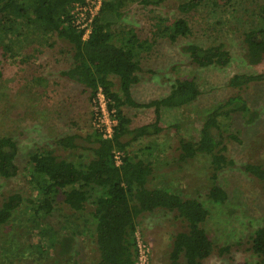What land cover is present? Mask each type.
Returning a JSON list of instances; mask_svg holds the SVG:
<instances>
[{"label":"rangeland","instance_id":"374dc122","mask_svg":"<svg viewBox=\"0 0 264 264\" xmlns=\"http://www.w3.org/2000/svg\"><path fill=\"white\" fill-rule=\"evenodd\" d=\"M183 1L165 0L148 8L131 3L121 25L150 42L154 22L160 17L170 20L183 15L177 10ZM77 14L75 10V20L84 24L85 17ZM186 19L192 33L184 40L173 44L158 39L150 49L139 51L142 72L132 93L138 101H149L164 95L174 79L185 77L193 78L201 93L191 104L164 109L159 122L162 130L130 141L127 149L149 163L150 187H171L205 200L210 185L208 161L200 156L178 161V140H196L200 125L212 108L223 104L229 96L242 95L249 112L244 120L233 121L232 127L242 128L239 140L227 142L224 151L233 164L216 176L228 197L222 204L207 203L210 216L203 227L214 251L204 264H255L257 257L248 250L249 234L264 221V198L260 182L244 171V165L264 164V77L241 88L230 87L228 81L233 74L264 75V58L259 64H248L241 43L243 32L254 24L264 25V0H204ZM14 27L15 31L0 34V136H11L16 141L20 171L14 178H0V202L14 192L34 198L32 185L25 177L29 152L50 150L65 159L85 160L87 151L83 147L68 152L60 149L55 140L74 134L77 143L88 146L86 136L103 125L110 126L112 121L101 101L104 116L102 126L99 125L93 113L98 107L97 98L96 104H91L77 84L60 75L67 65L65 43L44 35L36 26L16 21ZM214 41L224 42L231 53V61L225 67L190 65L181 51L188 42L207 46ZM123 111L132 127L154 119L151 108L124 106ZM26 204L0 228V264L94 263L97 252L89 234L93 231L90 204L75 212L59 196L47 217L32 215ZM182 229L184 225L174 213L156 211L143 215L134 232L143 253L141 264H169L172 237ZM74 231L81 232L71 238L69 233ZM66 238L70 240L68 247L63 241ZM219 247H227V251L221 254Z\"/></svg>","mask_w":264,"mask_h":264},{"label":"trees","instance_id":"16d2710c","mask_svg":"<svg viewBox=\"0 0 264 264\" xmlns=\"http://www.w3.org/2000/svg\"><path fill=\"white\" fill-rule=\"evenodd\" d=\"M164 1L101 0L84 37L85 29L75 24L74 11L85 0H0V34L15 31L14 25L18 21L25 26H36L44 35L65 43L67 65L60 75L77 84L91 104H96L97 94L101 93L107 110L116 121L110 136L103 135L100 129L86 136L88 146L77 143L74 134L55 140L64 151L83 147L87 151L85 160L65 159L50 150L29 152L25 177L32 185L34 198L27 199L18 192L7 195L0 202V228L25 203L32 215L49 216L56 197L61 196L62 203L72 211H82L86 204L92 207L93 231L89 234L97 252L93 264H138L135 228L143 215L156 211L174 213L184 225V229L172 237L169 264H204L211 256L214 244L203 227L210 216L207 203L222 204L228 197L216 176L218 171L233 164L224 151L227 142L239 140L242 128L232 127L233 121L244 120L249 110L242 95L229 96L205 115L196 140H178V161L187 162L198 156L208 161L210 185L205 200L171 187L148 185L152 168L128 151L129 142L158 134L162 130L159 122L164 109L191 104L201 93L198 83L185 77L174 79L164 95L149 101H138L133 96L132 89L140 82L142 72L139 51L150 49L151 43L158 39L175 44L188 37L192 30L186 15L204 0L179 3L177 10L183 15L177 18L160 17L154 22L155 31L150 42L139 39L135 31L121 25L125 9L131 3L148 8ZM241 43L245 61L251 65L259 64L264 58V25L254 24L243 32ZM181 51L190 65L200 68H222L231 61V53L224 42L214 41L207 46L188 42ZM263 77L261 74H233L228 84L232 88H241ZM124 106L151 108L154 119L132 127L130 118L123 111ZM17 154L16 141L11 136H0V178L11 179L19 174ZM244 171L260 182L264 198V164L247 163ZM80 232L69 234L72 238ZM48 236L51 239L52 233ZM63 241L68 247L69 238ZM248 250L257 257L255 264H264V221L249 234ZM226 251L227 247L218 248L221 254Z\"/></svg>","mask_w":264,"mask_h":264},{"label":"built area","instance_id":"2783aa9c","mask_svg":"<svg viewBox=\"0 0 264 264\" xmlns=\"http://www.w3.org/2000/svg\"><path fill=\"white\" fill-rule=\"evenodd\" d=\"M100 3H101V0H85L84 3L77 5V7H76V11L78 12L77 15H79L80 17H85V20H86V22L84 24H80V22L75 20V24L79 28L85 29L84 37L87 36V34L90 30L91 20H92L93 16L96 14V12L100 6ZM99 97H101L100 100H99ZM97 100L99 102L98 107L96 109V111H98V110L99 111L95 113V116H97V123H99V125L102 126V122H103L102 116H104V109L101 105V101L105 105L107 113L110 114L112 117V121H111L110 126L103 125V127L99 128L100 131L103 133V135L110 136L112 134L113 126L115 125L116 121L113 118L112 113L107 110L104 97L101 93L97 94ZM136 246H137V250H138V264H141L142 259H143V253H142V249H141L140 245L138 244L137 240H136Z\"/></svg>","mask_w":264,"mask_h":264}]
</instances>
